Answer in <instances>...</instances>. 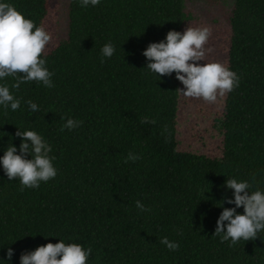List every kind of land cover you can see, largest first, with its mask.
I'll list each match as a JSON object with an SVG mask.
<instances>
[{
  "label": "trees",
  "instance_id": "obj_1",
  "mask_svg": "<svg viewBox=\"0 0 264 264\" xmlns=\"http://www.w3.org/2000/svg\"><path fill=\"white\" fill-rule=\"evenodd\" d=\"M0 2L51 33L42 55L55 85L31 81L17 90L13 77L0 81L20 99L15 111L0 105V157L10 144L19 153L18 128L34 130L51 144L57 169L39 188L20 191L0 164V264H20L23 252L60 239L90 246L87 264H264V232L234 247L213 235L221 200L234 199L227 177L255 175L250 191L264 190V0H235L229 17L227 65L240 81L219 116L220 155L180 148L181 82L175 72L160 78L145 67L149 43L184 31L185 0H100L86 8L70 0L66 40L58 38V0ZM109 41L115 53L101 63ZM61 117L83 124L61 132ZM130 151L141 159L124 163ZM165 236L179 249L161 244Z\"/></svg>",
  "mask_w": 264,
  "mask_h": 264
},
{
  "label": "clouds",
  "instance_id": "obj_2",
  "mask_svg": "<svg viewBox=\"0 0 264 264\" xmlns=\"http://www.w3.org/2000/svg\"><path fill=\"white\" fill-rule=\"evenodd\" d=\"M81 7L97 6L100 0H78ZM212 35L210 26H188L183 32L169 30L166 38L159 42H151L143 51L147 58L146 68L160 78L175 72L176 78L183 84L177 90L185 98L203 99L207 103H216L218 97H224L239 86L240 77L227 64L219 61L207 62L206 53L212 49L205 48ZM52 36L43 25L37 26L33 20L25 18L13 4L0 2V81L6 77H13L15 82L11 88L19 89L22 83L36 81L46 88H53V72L46 67L43 57L46 45ZM115 53V46L111 41L101 49V63L104 58H111ZM203 61V63H200ZM31 112L39 110V106L31 99L26 101ZM0 105L5 110L10 106L15 111L20 107V99L10 91L7 83H0ZM65 123L60 131H69L82 126L83 121L61 117ZM155 124V118L142 117L141 124ZM165 130H167L165 128ZM15 136L21 137L19 153L13 144L7 146L4 155L0 157V164L9 181L19 179L20 191L25 188L37 189L41 182H48L57 175L53 165L55 156L52 146L45 138L34 130L18 128ZM31 157V158H29ZM141 156L129 152L124 163L135 162ZM252 182L227 177L225 186L233 190V198L224 197L213 235L220 237L221 242L230 241L234 247L239 241L255 240L259 233L264 232V190L253 188ZM204 193H201L202 196ZM234 204L235 207H223L224 202ZM243 207V212L237 208ZM136 207L142 212L151 211L141 201H136ZM227 222V223H225ZM46 237V236H45ZM170 251H176L180 245L170 241L166 236L160 238ZM92 248L83 247L79 243H66L60 239L57 243L40 245L35 250L23 252L20 264H87ZM13 249H7L10 261Z\"/></svg>",
  "mask_w": 264,
  "mask_h": 264
},
{
  "label": "rangeland",
  "instance_id": "obj_3",
  "mask_svg": "<svg viewBox=\"0 0 264 264\" xmlns=\"http://www.w3.org/2000/svg\"><path fill=\"white\" fill-rule=\"evenodd\" d=\"M235 0H185L188 26H210L212 35L205 48L207 62L219 61L227 64L230 37L229 17ZM58 38L66 40L70 35V0H58ZM200 63H203L201 61ZM181 83V88H183ZM225 98L218 97L216 103L203 99L185 98L181 93L179 115L180 148L195 153L220 155L223 135L219 129V116L224 109Z\"/></svg>",
  "mask_w": 264,
  "mask_h": 264
}]
</instances>
